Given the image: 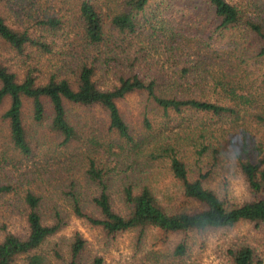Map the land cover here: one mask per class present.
<instances>
[{"label":"trees","instance_id":"obj_1","mask_svg":"<svg viewBox=\"0 0 264 264\" xmlns=\"http://www.w3.org/2000/svg\"><path fill=\"white\" fill-rule=\"evenodd\" d=\"M204 1L213 34L195 40L191 64L183 61L179 34L168 26L157 32L145 17L149 0H126L111 15L93 0H79L76 28L66 34L68 60L48 70L41 59L55 55L61 20L42 15L33 30L21 29L0 11V42L16 55L15 69L0 55V216L26 223L21 233L0 224V264H103L86 257L88 243L78 232L59 236L71 218L106 238L136 231L138 244L149 231L160 243L182 235L170 252L179 264L190 257L192 234L241 222L264 226V105L254 86L264 82V12L257 0ZM144 31L145 39L165 37L161 66H143L150 54L140 45ZM238 31L243 43H224ZM233 49L239 61L230 71L208 66L212 53L223 58ZM165 64L175 67L173 75ZM131 95L139 97V128L118 106ZM224 155L251 196L243 203L206 186ZM163 174L191 207L159 200ZM152 256L155 264L162 253ZM226 256L229 264L260 263L248 245L228 248Z\"/></svg>","mask_w":264,"mask_h":264},{"label":"rangeland","instance_id":"obj_2","mask_svg":"<svg viewBox=\"0 0 264 264\" xmlns=\"http://www.w3.org/2000/svg\"><path fill=\"white\" fill-rule=\"evenodd\" d=\"M93 1L102 5L104 12L111 15L124 10L126 0ZM226 1L231 4L241 5L249 0ZM257 1L264 12V0ZM78 9L79 0L0 1V11L5 15L8 24L12 27L21 29L29 27L33 30L35 20H38L42 15L56 16L61 20L60 30L58 31L56 40L57 46L54 49L55 55L41 59V63L45 62L46 58L49 61V63H46V67L44 66L46 70L50 69L49 65L50 67L55 64L61 66L64 60H68L69 50L65 45H68L71 41L66 40V34L76 28L75 21L77 19L76 17H78ZM145 17H149L150 23L153 25L155 31L159 32L160 27L168 26L172 28L174 33L179 34L176 38L179 44L176 45L182 50V54L185 55L183 61H187L188 64H191L197 58L193 50L195 40L201 39L204 41L209 35L213 34L209 32L212 29L210 28L212 25V16L204 0H149ZM141 19L142 16L139 17V20L143 28L147 31H152L150 26L145 23L146 21ZM205 26H207L206 29L204 28ZM148 33L144 31V35H140V45L147 47L146 49L150 53L147 54L148 60L143 66L154 64L161 66L165 60L163 42L165 37L159 33V36L155 35L151 40L145 39ZM245 38V35L241 31L233 32L229 34L227 39H224V43L234 42L235 44V41H239V39L240 43H243ZM213 41L210 42V47L217 49V45ZM0 55L15 69V53L8 50L1 42ZM228 55H231L232 58ZM210 57L212 58L208 61V66L211 69L218 70L221 64L225 66L227 71H230L239 59V49H237V52L233 49L231 54L227 53L222 55L223 58L213 53ZM167 66L165 67L167 73L173 75L174 71H176L175 67H171L170 69ZM113 77L114 72H109L107 82L113 81ZM254 86L259 91L257 94L261 95L258 102L264 105V82H261L259 79ZM118 106L129 123L137 125L138 128L142 125L140 102L137 95L128 96ZM3 131L4 126L0 123V132ZM62 159L63 156L60 157L61 161ZM222 159L223 162L211 174L206 182V186L214 190L221 197H225L224 195H226L228 200L237 204L249 200L251 196L234 162L225 155L222 156ZM3 175L10 177L11 174L5 168ZM158 180L156 192L159 200L165 206H192L182 199L176 191V188L173 187L174 185L170 182L167 174L159 176ZM168 196L171 199H167L166 197ZM2 222H7L8 229L14 233H21L26 228L25 217L22 216L20 217L14 214H7L5 217L0 216V224ZM75 232H78L88 243L85 253L86 257H101L103 264H154V258L152 256V252L154 251L162 253V256L157 258L158 263L155 264H179V261L170 258V252L175 244L182 239V235H169L165 243H160L159 240H156L158 233L156 231H149L143 238V243L138 244V233L136 231L119 234L114 238H106L99 229L89 227L83 220L71 218L68 225L61 230L59 236L69 238ZM187 239L191 248V254L182 264H229L226 251L228 248L238 245L250 246L255 251L256 258L260 261L259 264H264V226L255 227L253 224L241 222L232 229L192 234ZM16 264L23 263L19 261Z\"/></svg>","mask_w":264,"mask_h":264}]
</instances>
